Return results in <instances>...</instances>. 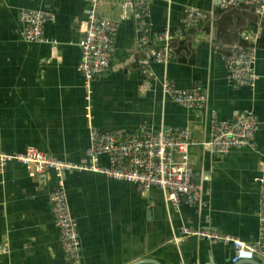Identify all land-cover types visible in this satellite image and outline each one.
Here are the masks:
<instances>
[{
	"label": "crops",
	"instance_id": "1",
	"mask_svg": "<svg viewBox=\"0 0 264 264\" xmlns=\"http://www.w3.org/2000/svg\"><path fill=\"white\" fill-rule=\"evenodd\" d=\"M217 1L152 0L148 41L141 46L132 16L121 19L119 3H101L98 15L116 21L117 31L110 66L95 77L89 93L77 71L88 0H0V151L20 154L35 148L84 164L90 125L101 132L186 127L198 141L190 148L193 180L202 186L196 207L172 206L158 189L141 192L99 174H65L80 264L142 259L232 264L231 248L180 237L183 226L248 243L257 240L259 179L264 176V15L244 4L216 8ZM190 7L204 14L192 27L185 22ZM27 10L53 16L54 22L43 25L44 41L23 39L20 12ZM165 31L171 36L173 60L152 63L156 80L147 81L138 60L160 46L157 36ZM238 46L255 50L252 87L236 86L228 77L226 59ZM164 80L181 90L200 86L205 107L177 105L163 92ZM211 112L222 121L240 113L254 115V147L223 154L208 150ZM99 163L105 166L106 158ZM56 187L51 170L36 174L11 163L0 172V264H68L49 206Z\"/></svg>",
	"mask_w": 264,
	"mask_h": 264
},
{
	"label": "built area",
	"instance_id": "2",
	"mask_svg": "<svg viewBox=\"0 0 264 264\" xmlns=\"http://www.w3.org/2000/svg\"><path fill=\"white\" fill-rule=\"evenodd\" d=\"M119 3L121 19L128 14L136 21L139 38L137 45L148 41L147 17L152 0H88L83 36L79 41L80 62L77 71L83 78L85 89L89 91L92 81L110 66L114 52V38L117 22L98 15L101 3ZM244 4L257 15H264V0H218L216 8ZM204 18L203 12L190 7L186 10V25L195 26ZM22 37L27 42H42L43 25L54 22L53 16L45 11L27 10L20 12ZM160 46L140 58L137 68L145 80L155 81L151 72L152 63H168L173 60L170 46L171 36L165 31L157 36ZM255 50L238 46L226 59L228 77L236 86L252 87ZM162 90L182 107L202 109L206 97L200 86L188 90L175 88L169 81L162 82ZM90 93V91H89ZM90 101V96L87 97ZM89 108H87L88 110ZM90 118V115H87ZM257 119L250 113H240L232 121L220 120L211 112L209 140L207 145L212 153L223 154L231 148L254 147ZM87 162L76 164L57 159L47 152L28 148L20 154H7L0 151V172L11 163L25 166L36 174L47 170L57 176V187L49 195L50 212L58 232L63 256L68 264H80L78 227L72 218L64 176L68 173H95L108 179L132 184L138 191L158 189L165 195L167 203L196 205L202 197L201 184L193 180V167L190 161V148L197 145L193 132L186 127H167L158 131L144 126L135 132H101L89 127ZM105 157L107 164L100 165ZM261 192L258 207V237L255 242H244L236 237L213 230L193 229L183 226L180 237H194L215 243L230 244L234 255L231 263L255 258L264 262V176L259 179ZM180 237L175 238L178 241Z\"/></svg>",
	"mask_w": 264,
	"mask_h": 264
},
{
	"label": "water",
	"instance_id": "3",
	"mask_svg": "<svg viewBox=\"0 0 264 264\" xmlns=\"http://www.w3.org/2000/svg\"><path fill=\"white\" fill-rule=\"evenodd\" d=\"M207 149L209 150V146L208 145H207ZM194 181L198 182L197 180H194ZM195 207H196V205H195ZM204 241H207V240H204ZM208 242H210L211 244H215L214 246H217V247L219 246V244L225 245L223 243H215V242H212V241H208ZM210 243H208V244H210ZM225 246H228L229 249L231 248V255H230V259H231L233 257V255H234L233 248H232V246L230 244L225 245ZM211 248H213V247H211ZM130 264H161V263L158 262L157 260H154V259H142V260L134 261V262H132ZM235 264H260V263L258 261H256L255 259H253V260H241V261H239V262H237Z\"/></svg>",
	"mask_w": 264,
	"mask_h": 264
}]
</instances>
